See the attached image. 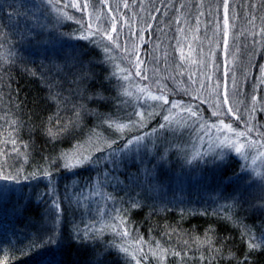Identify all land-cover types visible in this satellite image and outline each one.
<instances>
[{
	"label": "trees",
	"instance_id": "16d2710c",
	"mask_svg": "<svg viewBox=\"0 0 264 264\" xmlns=\"http://www.w3.org/2000/svg\"><path fill=\"white\" fill-rule=\"evenodd\" d=\"M138 1L140 7H146L154 15L153 38L150 40L147 34L144 39L143 50L148 57L172 36L174 29V39H181V18H193L191 11L208 25L216 24L217 19L220 22L219 18L223 21V0H108V3L119 18L125 19L126 11L135 15ZM69 3L70 0L58 3L0 0V176L9 177L0 179V262L87 264L94 247L98 252L107 251L102 264H136L137 260L145 264L148 247L162 244L165 249L181 254L192 246L212 264H236L234 257L242 258L244 254L249 255L245 264H264V244L249 253L244 237L245 232H250L257 240L264 239V212L257 208L248 210V204L237 203L245 175L236 156L228 158L231 167L226 174L236 173L239 179L226 190L208 159L195 161L190 171L185 172L186 179L169 176L173 169L167 165L161 174L147 173L154 158L163 153L158 152L157 139L156 146H150L155 153L150 156L142 150L135 161L132 155L122 154L121 159L126 162L117 165L101 159L96 165L67 170L58 164L65 151L95 132L108 142L116 139L120 145L124 143L121 136L145 134L163 123L169 110L173 114L170 108L173 99L181 100L183 108L191 106L207 120L221 117L212 115L205 102L184 96L177 87L173 93L169 91L172 89H152L157 96L163 91L167 104L144 99L140 103L149 101L150 109L142 107L137 116L134 111L117 114L115 98L119 84L102 60L101 52L79 38L88 32L89 23L93 28L107 29L108 8L104 5L94 8L95 0H90L87 10L77 11L65 7ZM229 5L234 43L239 36L247 46L250 38L243 34L244 28L254 27L260 34L264 28V0H229ZM65 14L74 19H67ZM163 15H169L166 21L170 30L157 24ZM249 20L254 23L249 24ZM261 39L264 51V34ZM73 57L83 61L85 72L90 70L88 79L79 75L81 70L76 65L80 60ZM258 60H254L253 66ZM156 65L149 64L152 70ZM150 73L153 72L147 70ZM242 96L239 93L238 97ZM141 112L145 126L134 127L141 121ZM107 118L110 120L106 123ZM112 122L128 128L123 133L117 132L109 126ZM226 122L235 130L246 131L234 116L226 118ZM63 128L66 131H61ZM48 129L59 133L58 138L50 137ZM257 135L264 143V136ZM97 156L103 157L105 153L93 154L94 159ZM45 171L52 175L45 176ZM235 189L238 191L234 194ZM53 196L62 203L63 240L33 248L38 237L47 241L54 215L50 203ZM133 203L139 207L132 208ZM117 215L126 221L129 234L123 238L113 228L119 224ZM76 229L82 232L87 229L89 236L96 238L87 252L79 243L71 246L69 237ZM122 248L128 252L124 253ZM137 248L141 249L138 253Z\"/></svg>",
	"mask_w": 264,
	"mask_h": 264
},
{
	"label": "rangeland",
	"instance_id": "374dc122",
	"mask_svg": "<svg viewBox=\"0 0 264 264\" xmlns=\"http://www.w3.org/2000/svg\"><path fill=\"white\" fill-rule=\"evenodd\" d=\"M138 3L139 1L135 4V7L137 6L135 15H129V12L126 11L125 19L119 18L116 14L118 12L114 11L113 8H111L112 11H106L107 20L109 18L107 29L112 24V17L119 21L116 26L120 34L121 47L112 45L110 51L106 53L104 45L108 42L106 40L101 41L99 35L95 37L99 43L94 44L91 40H85L101 52L102 60L119 84V93L115 98L117 114L121 115L134 111L133 115L137 116V112L142 107L146 110L150 109L149 101L140 103L144 99L150 100L147 94L149 91L155 95L152 89H172L169 91L173 93L175 87L179 88L184 96L189 95L205 102L212 109V112L217 110L223 112L229 106L234 111L239 109L237 115L242 117L240 119L242 124L246 127V122L251 118V123L247 126L255 129L248 136L257 144L246 151L247 160L234 150L220 146L216 136L219 135L220 139H223L222 134L205 135L201 130L202 125L210 126L213 123H218L220 119H224L225 123H228L226 118L229 116L222 115L219 119L212 121L199 115L202 119L198 121L196 118H189L188 113L184 111V104L177 99H173L172 103L179 102L181 107L173 108L171 115L173 122L165 129L159 128L162 122L154 126L153 129L156 131L152 132L153 129H151L146 132L151 134L145 136L143 143L147 145V154L152 156L150 153L153 154L155 151L150 146H156L155 139L160 141L158 152L166 150L168 159L174 160L167 163L168 169L170 166L173 169L169 175L172 178L186 179L185 172H189L190 168L194 166V162L199 159L213 161L218 153L226 154L227 158L230 156L238 157L241 160L245 175L243 186L239 188V191L242 192L238 197V203L241 205L242 203L248 204V210L256 209L255 205L264 201V155H261L264 153V147H260L264 143L257 135L264 133V84L261 83L264 74L258 70L264 68L263 40L260 32H257L254 27H245L243 34L250 38L249 45L246 46L244 39L239 36L236 37L237 43H234L233 29L230 27L229 35L225 37L223 35V21L220 18V22L217 19L216 24L213 25L209 22L208 25L191 11L193 18L191 16H187L186 19L181 18L183 22L181 39H174L176 37L174 29L172 36L165 39L163 45L159 44L156 47L157 50H153L148 57L143 46L147 34H149L150 40L153 38L154 28L151 27L154 15L146 7H140ZM223 12L224 9H222L221 14ZM168 17L169 15H163L161 21L157 22L161 29L170 30V23L166 21ZM158 25L156 27H159ZM253 32L255 35H252ZM86 34L88 32L83 35ZM113 35L115 36V33ZM248 38L245 39L248 41ZM225 39L228 41L227 53L224 50ZM238 47L241 48L240 51H237ZM134 49V54H131ZM244 52L245 57L243 56ZM136 57H139V61L142 63L138 62ZM256 59H259L257 65L253 66ZM151 62L153 65L157 64L154 70L150 67L151 65L149 66ZM147 70L153 73L148 75ZM137 71L140 72L139 76L136 75ZM125 76L128 79H124ZM145 76L147 79H142ZM233 78L236 84L235 88L232 83ZM145 80L147 83H144ZM224 81L227 82L229 96L227 105L223 104V97L217 95L221 91L220 88H217V84H222ZM139 89H145V91L142 92ZM239 93L243 95L242 98L238 97ZM253 94L255 100L252 99ZM105 141L103 136H98L95 132L86 141L75 145L65 153L75 150L78 146H83L87 150L86 155L89 152L93 155L97 152V147L104 146ZM241 141H245V138L241 137ZM194 156L199 158L193 160ZM217 162L219 161L217 160ZM58 164H61L62 168L65 169L62 160ZM175 166H177V170H175ZM245 185L248 188L246 190ZM138 249L140 248H137V253L140 252ZM185 250L186 252L177 256L173 253L178 252L169 251L162 244L151 245L146 251L149 253V258H145V264H212L211 260L201 257L194 247L187 246ZM134 253L136 254V252ZM162 253L163 259H158Z\"/></svg>",
	"mask_w": 264,
	"mask_h": 264
},
{
	"label": "snow or ice",
	"instance_id": "6c2138e0",
	"mask_svg": "<svg viewBox=\"0 0 264 264\" xmlns=\"http://www.w3.org/2000/svg\"><path fill=\"white\" fill-rule=\"evenodd\" d=\"M59 0H49V3H58ZM90 4V0H70V3L65 5V7H73L77 11H85L88 9ZM100 5H104L108 8V11H112L111 7L109 6L108 0H95V3L92 5L94 8H98ZM127 3L124 4V7H127ZM224 12H223V25H224V31L223 35L227 37L229 35V29L231 27L230 24V17H229V11H230V5L229 0H223L222 5ZM67 15V14H65ZM91 15V14H89ZM67 19L71 20L74 19L72 16L67 15ZM99 20V12L97 14V21ZM77 23H80V21H77ZM119 23L118 20H116L115 17H112V24L110 28L104 29L100 26H97L96 28L92 27V24L89 23L86 25V29L88 31V34L83 35L82 37H79L80 39L84 40H91L94 44L99 43L95 37L99 35L101 41H107L108 43L104 45V51L107 53L110 51V46L114 45L116 47H121L122 44L120 42V34L117 30V24ZM249 24H253V20L248 21ZM115 33V36L113 35ZM261 34H264V28L261 29ZM252 35H255L253 32ZM224 50L225 53H227L228 50V41L225 39L224 41ZM125 51H127V48H125ZM135 49L133 50L134 54ZM76 60H80L79 57H73ZM65 59H68V57H65ZM136 60L140 63L142 61H139V57H136ZM67 65H65L66 67ZM80 68L79 75L83 77L84 79L89 78V72H85L84 70V64L83 61L80 60V63L76 65ZM262 74H264V68L258 69ZM123 71V70H122ZM34 74V73H33ZM136 75L139 76L140 72L137 71ZM226 75V73H224ZM124 79H128L127 76L124 77ZM142 79H147V77H142ZM233 87H236L235 80L233 78ZM261 83L264 84V76H262ZM217 88H220L221 91L217 93L218 96L223 97V104L227 105L229 96L227 91V82L224 81L222 84H217ZM140 91H145V89H139ZM130 95V93H128ZM148 98L152 100H158L162 101L163 103L167 104L168 100L163 94V91H161L160 95H152V93L149 91ZM55 99V97H52ZM103 99V97H100ZM253 100H255V95L253 94L252 97ZM181 107L179 102H173L170 106V108H178ZM184 111L188 113L189 118H196L198 121L202 119V117L199 116L197 111H194L190 106H185ZM239 112V109L233 110L232 107H227L224 109L223 112L217 110L212 113L214 116H234L237 120L242 119L240 115H237ZM141 121L138 124H134V127H144V114L140 113ZM77 116H79V113L77 112ZM165 123H161L159 125L160 129H165L169 124L173 122L171 118V112L169 110V115L164 116ZM110 120V118H107L105 122L107 123ZM251 118L246 122V131H236L233 129L231 123H225L224 119H220L218 123H213L210 126L207 124H204L201 126V130L205 133V135H213V134H222L223 139H220V136L217 135L216 138L219 140V144L221 147H226L229 149L234 150L238 155L244 157L245 160H247L246 151L248 149H251L256 146L257 142L255 140H252L248 133L254 131L255 129L253 127L247 126L250 125ZM110 127H113L116 129L117 132L123 133V131L128 128V125L120 124L116 122H112L109 124ZM130 130V129H129ZM214 130V132H213ZM61 131H66V128L61 129ZM156 129H153L152 132H155ZM151 133H145L143 135H136L131 138H124L123 136L120 137V139L124 140V143L122 145L118 144V141L116 139L111 140L110 142L105 141L103 147H97L96 151L105 153V156L99 157L97 156L95 159L93 158L92 153H88L87 155L85 152L86 149L83 148V146H78L75 150L63 153L61 156V160L63 162V167L65 169H75L77 167H83L85 165L92 166L99 164L101 159H104L106 163H110L112 165H117L118 163H125L126 161L121 159L122 154L124 156H127L129 154H132V158L135 161V156L139 155L140 152L143 150L145 154H147V145L143 143L145 140V136L150 135ZM261 136H264V133H258ZM48 135L52 137L53 139L58 138L59 133H54L52 129H48ZM234 137V138H233ZM241 137L245 138V141H241ZM14 143V141H13ZM116 145V147H113ZM260 147H264V144H261ZM261 155H264V153H261ZM198 156H194L192 159L196 160L198 159ZM217 160L219 162H217ZM142 162V161H141ZM168 163V157H167V151L161 153L158 157L154 158V162L152 164L151 168L146 169L147 173L151 174L152 172H156L157 174H161L166 170V165ZM188 163H191V161H188ZM209 163H212L214 165L215 172L219 173L221 176L222 183L224 184L225 190L228 186L236 183V181L239 179L236 173H233L232 175L226 174V169L231 167V162L228 160L226 154L224 153H218L216 154V157L213 161H210ZM2 170V169H0ZM45 176H51V172L45 171ZM33 176H35V173H33ZM9 177L8 175L0 176V179L7 180ZM238 191V189L234 190L235 192ZM43 201V198H41ZM239 201L237 200V203ZM52 205V210L54 212V215L51 217L52 219V225L48 229V238L47 241L44 240L43 237H38L37 240L33 244V248H39L41 246H47L52 243L59 244L63 240V224H62V215H63V209H62V203L60 200H58L55 196L50 201ZM132 208H138V203H133L131 205ZM257 209L264 212V201L261 203L255 205ZM119 220L118 225H113L114 229H117V235L121 236L122 238L127 236L128 230L126 227V221L124 220L123 216L117 215L115 217ZM244 237L247 239V249L248 252H254L258 248L261 247L262 244H264V239L257 240L255 236H253L250 232H245ZM70 241L72 242L71 246H75V244L79 243L87 252L89 248L94 244L96 238L95 236H89V231L86 229L83 232L79 229H76L72 232V234L69 237ZM141 250V249H138ZM121 251L124 253L128 252L127 248H122ZM215 251L219 252V249H215ZM92 258L88 260L87 264H102L103 255L107 254V251L98 252L94 247H92ZM155 254V253H154ZM174 255L179 256L180 253H173ZM158 259H163V253L161 254ZM236 264H245L246 261L249 260V255L244 254L243 257H234ZM0 264H7V261L0 262ZM136 264H140V261L137 260Z\"/></svg>",
	"mask_w": 264,
	"mask_h": 264
}]
</instances>
